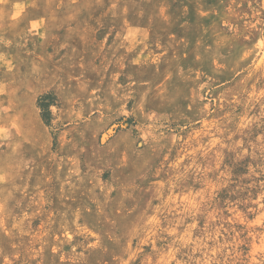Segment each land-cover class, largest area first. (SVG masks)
Instances as JSON below:
<instances>
[{
  "label": "rangeland",
  "instance_id": "rangeland-1",
  "mask_svg": "<svg viewBox=\"0 0 264 264\" xmlns=\"http://www.w3.org/2000/svg\"><path fill=\"white\" fill-rule=\"evenodd\" d=\"M0 264H264V0H0Z\"/></svg>",
  "mask_w": 264,
  "mask_h": 264
},
{
  "label": "bare ground",
  "instance_id": "bare-ground-1",
  "mask_svg": "<svg viewBox=\"0 0 264 264\" xmlns=\"http://www.w3.org/2000/svg\"><path fill=\"white\" fill-rule=\"evenodd\" d=\"M105 138V137H104Z\"/></svg>",
  "mask_w": 264,
  "mask_h": 264
}]
</instances>
